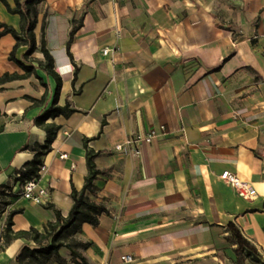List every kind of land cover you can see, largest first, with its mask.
I'll use <instances>...</instances> for the list:
<instances>
[{"label": "crops", "instance_id": "0c3cea01", "mask_svg": "<svg viewBox=\"0 0 264 264\" xmlns=\"http://www.w3.org/2000/svg\"><path fill=\"white\" fill-rule=\"evenodd\" d=\"M20 24L0 0V33ZM34 32L36 52L26 60L22 46L16 56L39 78L10 60L15 38L0 36V77L20 76L0 85V190L26 171L53 126L41 176L52 200L15 199L13 232H43L56 212L67 216L96 154L102 174L90 198L107 212L75 236L89 243L79 250L88 264H121L124 255L133 264H237L233 254L243 252L230 226L264 262V0H44ZM43 36L62 79L58 106L74 112L39 126L57 89L38 69ZM153 129L138 154L126 144ZM224 171L257 196L243 198L220 179ZM26 246L37 247L14 240L0 264H18ZM48 264L78 263L62 248Z\"/></svg>", "mask_w": 264, "mask_h": 264}, {"label": "trees", "instance_id": "16d2710c", "mask_svg": "<svg viewBox=\"0 0 264 264\" xmlns=\"http://www.w3.org/2000/svg\"><path fill=\"white\" fill-rule=\"evenodd\" d=\"M2 1L7 7L9 13L19 15L21 19L20 31H17L12 27L5 26L4 31L0 33V36L3 34H11L15 38L16 43L10 54V60L16 62L26 72V74H35L37 76L36 68L33 65H25L24 61L18 60L16 55L20 47L28 46L29 50L24 56L27 60L38 49L34 31L38 20V6L44 0H14V7H12L6 0ZM44 29L45 25H43V32ZM77 29V26H75L72 30L68 45L73 41ZM40 52L43 54L44 60L37 61L38 69L45 72L48 76H52L57 83V89L51 108L36 119L37 125L44 126L48 119L55 118L60 115L68 116L73 113L74 110L70 109L69 104H66L64 107L58 106L62 79L55 71L54 58L46 46L44 36L41 41ZM19 77L20 76L18 75L8 74L1 76L0 85ZM76 77L77 75H75L74 82ZM45 129L47 132V142L43 146L38 145L34 159L26 164V171H19L21 172V180H28L38 175L40 166L43 164L42 157L49 149L56 134V128L53 126H45ZM96 156V154H88L89 172L85 180V185L81 191H73V206L69 214L64 216L62 213L56 212V221L48 222L43 232H40L35 228H31L27 231L14 233L12 230L13 217L20 211H12L9 213L4 233L2 251H4L16 239H27L33 241L37 247H24L17 256L16 260L18 264H48L53 258H57L59 256V251L62 248H67L70 251L72 258L78 264H88L86 258L79 250L87 248L89 243L79 241L75 238V236L79 233L84 224L88 223L94 226L97 225L99 216L107 212L106 207L96 204L90 198V196L96 195V181L99 175L102 174V171L98 170L93 162ZM10 189L11 185H8L0 190V208L11 205L17 198V195L7 193V190ZM230 230L232 231L233 239L239 245V249L245 253L246 256L255 258L259 264H264L257 250L242 237L239 231L233 226H230Z\"/></svg>", "mask_w": 264, "mask_h": 264}, {"label": "built area", "instance_id": "2783aa9c", "mask_svg": "<svg viewBox=\"0 0 264 264\" xmlns=\"http://www.w3.org/2000/svg\"><path fill=\"white\" fill-rule=\"evenodd\" d=\"M107 53V51H105ZM161 131H165V127H161ZM157 136V131L155 129L151 130L147 135L143 138H135L132 140L127 141V145H133L134 151L136 154L139 153L138 145L141 141H146L147 143H151L154 137ZM116 150L123 151L124 145H118ZM62 159H66L67 155H63ZM47 171L46 165L42 164L40 166L38 175L28 179V180H21V172H17L14 175V183L11 185V189L7 190L8 194H15L17 195L16 199H23L30 203L39 206H46L52 200V193L47 186L41 184V176L43 173ZM220 179L225 183L233 186L236 188L240 195L245 199H253L257 196V191L253 187V185L249 182L243 181L240 179L237 174L232 173L230 171H224L220 175ZM10 206L1 207L0 208V251L2 250L4 244V233L6 230L7 219L9 216V209ZM133 257L131 255H124L121 257V264H133Z\"/></svg>", "mask_w": 264, "mask_h": 264}, {"label": "rangeland", "instance_id": "374dc122", "mask_svg": "<svg viewBox=\"0 0 264 264\" xmlns=\"http://www.w3.org/2000/svg\"><path fill=\"white\" fill-rule=\"evenodd\" d=\"M257 257H258V255H257ZM233 258L234 259H237L238 258V261H237V264H259L256 260H255V258H253V257H248V256H246V254L245 253H242V254H233ZM259 259H260V257H259ZM235 262V261H234ZM226 264H230V263H226Z\"/></svg>", "mask_w": 264, "mask_h": 264}]
</instances>
